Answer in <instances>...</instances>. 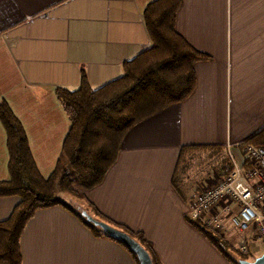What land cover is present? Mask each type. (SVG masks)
Returning <instances> with one entry per match:
<instances>
[{
    "label": "crops",
    "instance_id": "crops-1",
    "mask_svg": "<svg viewBox=\"0 0 264 264\" xmlns=\"http://www.w3.org/2000/svg\"><path fill=\"white\" fill-rule=\"evenodd\" d=\"M153 1L0 0V102L21 124L41 177L52 172L69 129L54 90L76 91L80 76L91 90L120 78L122 64L150 47L142 12ZM179 1L175 32L208 59L193 66V92L131 127L101 183L82 194L109 220L142 233L161 264H227L185 219L190 191L228 170L219 162L201 171L196 162L206 158L199 154L241 159L237 146L264 124V42L257 41H264L257 16L264 0H234L239 41L221 27L231 19L230 0ZM184 146L191 147L189 162L176 184ZM6 163L0 125V181L8 180ZM16 203L0 198V221ZM19 251L21 264H134L118 244L93 237L59 207L33 214Z\"/></svg>",
    "mask_w": 264,
    "mask_h": 264
},
{
    "label": "trees",
    "instance_id": "trees-1",
    "mask_svg": "<svg viewBox=\"0 0 264 264\" xmlns=\"http://www.w3.org/2000/svg\"><path fill=\"white\" fill-rule=\"evenodd\" d=\"M179 7V0H156L144 8L142 22L150 47L122 64L120 78L91 90L80 76L76 91L54 90L69 129L47 178L40 176L33 163L21 124L5 102H0L8 175L7 181H0V198L17 199L7 218L0 221V264H21L19 238L25 224L36 211L51 207L65 210L93 237L118 244L134 264L137 261L128 249L88 223L82 213L125 233L147 253L151 264H161L142 233L103 216L85 201L82 192L101 183L115 163L121 140L131 127L183 103L193 92V66L208 59L196 53L175 32L174 20ZM244 146L264 149V124L240 143L237 150L240 152ZM190 148L184 146L179 151L176 184L181 177L180 169L183 172L187 167L188 159L184 157ZM206 153L209 154L204 160L208 162L206 165L216 168L220 162L230 167L228 156L221 157V152L216 150ZM218 174L221 175L219 171ZM185 220L228 264L253 258L251 251L239 254L215 230L188 217Z\"/></svg>",
    "mask_w": 264,
    "mask_h": 264
},
{
    "label": "built area",
    "instance_id": "built-area-1",
    "mask_svg": "<svg viewBox=\"0 0 264 264\" xmlns=\"http://www.w3.org/2000/svg\"><path fill=\"white\" fill-rule=\"evenodd\" d=\"M241 162L229 155L230 167L211 186L199 183L190 197L188 218L221 235L232 234L241 254L250 242H264V149L244 146ZM205 182V181H204Z\"/></svg>",
    "mask_w": 264,
    "mask_h": 264
},
{
    "label": "rangeland",
    "instance_id": "rangeland-1",
    "mask_svg": "<svg viewBox=\"0 0 264 264\" xmlns=\"http://www.w3.org/2000/svg\"><path fill=\"white\" fill-rule=\"evenodd\" d=\"M239 4H240V2L236 3L234 0H230V14H229V17H231V19L229 20V23H226V20H225V24L221 23L222 29H223V26H225V30H224L225 33L226 32L230 33V38H231L232 41H234V38H237L238 41H239V37L234 36L235 34L238 33V28H239L240 23L242 21L241 19H240L241 21L239 19H237L240 16V13H239L240 11L238 12V5ZM259 5L261 6V9H259V12H258L257 16H258V18H260V23L262 25L261 32H264V2H260ZM210 18H211V21H212V30L216 32L217 14L215 13V11L212 12V15H211ZM228 27H229V30L227 29ZM257 38H260V37L257 36ZM257 41L264 42L263 40H259V39H257ZM215 43H216V41H215ZM200 155H202V156H204L206 158L209 154L205 152V153H201ZM233 159L236 162H238V163L241 162L240 158L234 157ZM196 163H199L197 165V167H199L201 171H206V163L207 162H196ZM193 166L194 165H192V168H193ZM198 171H196V172H198ZM181 172H182V169H180V171H179V176H180ZM198 176L199 175L197 174L195 177L197 178ZM206 181L204 182V180H202L201 182L205 183L207 186H211L214 183L215 178L212 177L210 181H208V182H206ZM191 188H194V186L191 187ZM193 193H194V189L190 191V195H192ZM188 206H189V204H188ZM187 213H188V208H187ZM230 235H232V234H225V235H222V236H224V239L229 242L231 247L235 248L236 251L239 254H241L238 251L237 246L235 244L236 239L233 236H230ZM248 241L250 242V246H249L248 252L251 251V254L253 255V258H250L248 261H252L254 258L259 256L264 251V242H259V241H256L254 239L253 240H248ZM220 258H221V260L225 261L222 257H220Z\"/></svg>",
    "mask_w": 264,
    "mask_h": 264
},
{
    "label": "water",
    "instance_id": "water-1",
    "mask_svg": "<svg viewBox=\"0 0 264 264\" xmlns=\"http://www.w3.org/2000/svg\"><path fill=\"white\" fill-rule=\"evenodd\" d=\"M82 216L88 223L98 228L104 235L119 242L126 249H128V251L135 257L137 264H151L147 253L139 246L138 243L132 240L128 235L117 229H114L113 227H110L109 225L103 222L92 219L85 213H82ZM238 264H264V251L252 261L240 260Z\"/></svg>",
    "mask_w": 264,
    "mask_h": 264
}]
</instances>
